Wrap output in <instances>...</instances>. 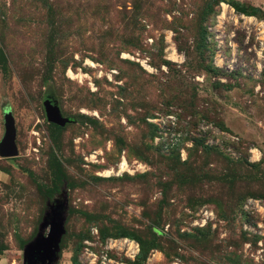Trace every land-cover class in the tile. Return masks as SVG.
<instances>
[{
	"label": "rangeland",
	"instance_id": "obj_1",
	"mask_svg": "<svg viewBox=\"0 0 264 264\" xmlns=\"http://www.w3.org/2000/svg\"><path fill=\"white\" fill-rule=\"evenodd\" d=\"M171 114L189 134L166 151ZM7 115L0 264H24L56 205L54 264H264L238 224L264 199V0H0V141ZM111 237L138 255L104 258Z\"/></svg>",
	"mask_w": 264,
	"mask_h": 264
},
{
	"label": "built area",
	"instance_id": "obj_2",
	"mask_svg": "<svg viewBox=\"0 0 264 264\" xmlns=\"http://www.w3.org/2000/svg\"><path fill=\"white\" fill-rule=\"evenodd\" d=\"M165 124V123H164ZM160 133L158 134V142L167 151L171 148L180 149V145L185 137L188 136V130L179 129L178 118L175 114L167 116V124L162 126L158 122H155ZM210 130L215 131V128L211 124L207 125ZM231 141H236L238 138L230 136ZM213 141L210 139L207 144L212 145ZM257 158L254 156L251 150V160ZM113 170V169H112ZM128 170V164L124 156L118 165V171L123 172ZM205 219H203V222ZM238 224L240 230L246 233L248 236H259L264 238V199L258 197H248L244 199L239 207V220ZM261 244V242H258ZM107 248L114 249L123 253L125 257L134 259L139 253V244L137 241L128 237H111L108 239L107 245L103 252V257L106 258Z\"/></svg>",
	"mask_w": 264,
	"mask_h": 264
},
{
	"label": "water",
	"instance_id": "obj_3",
	"mask_svg": "<svg viewBox=\"0 0 264 264\" xmlns=\"http://www.w3.org/2000/svg\"><path fill=\"white\" fill-rule=\"evenodd\" d=\"M47 119L57 125H64L65 120L60 116L55 106L46 104ZM15 130L10 115L5 117V132L0 141V154L4 157L17 153L14 142ZM42 227L47 231L38 234L24 249V264H54L59 250V241L64 233V219L59 206L51 208L50 215L45 218Z\"/></svg>",
	"mask_w": 264,
	"mask_h": 264
},
{
	"label": "trees",
	"instance_id": "obj_4",
	"mask_svg": "<svg viewBox=\"0 0 264 264\" xmlns=\"http://www.w3.org/2000/svg\"><path fill=\"white\" fill-rule=\"evenodd\" d=\"M231 6L238 12L240 13H243V14H247V15H254V16H260L262 15V10L259 8V7H256V6H252V5H240L238 3H231ZM56 125V124H55ZM245 199V198H244ZM243 199V200H244ZM242 200V201H243ZM241 201V202H242ZM240 202V204H241ZM240 204H239V207H240ZM120 235H130L129 233L127 232H120L119 233ZM140 245H141V253H145L147 250L146 247L144 246V243L143 241L140 240ZM140 253V254H141Z\"/></svg>",
	"mask_w": 264,
	"mask_h": 264
}]
</instances>
